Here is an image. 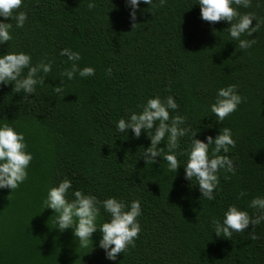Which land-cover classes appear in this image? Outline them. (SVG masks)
Segmentation results:
<instances>
[{
	"label": "trees",
	"instance_id": "trees-1",
	"mask_svg": "<svg viewBox=\"0 0 264 264\" xmlns=\"http://www.w3.org/2000/svg\"><path fill=\"white\" fill-rule=\"evenodd\" d=\"M89 2L24 0V27L4 21L13 23V39L0 45V55L25 52L34 64L51 60L53 67L45 85L26 100L11 84L0 85V123L23 133L33 155L28 179L12 193L0 190V264H264V223L255 227V240L248 234L251 225L230 238L217 237L211 226L229 205L256 214L248 204L264 196V28L242 37L256 43L241 50L227 34L228 24L201 19L197 0L140 4L135 26L124 0H93L91 10ZM237 10L264 19V0ZM63 48L79 52V67H93L95 75L63 77L69 67L59 55ZM61 81L63 92L56 94L53 88ZM231 84L244 100L220 124L209 116V105L219 88ZM169 95L187 123L200 128L196 139L215 138L223 127L232 131L235 148L227 155L235 174L221 171L213 201L200 197L183 167L170 172L160 157L145 164L140 153L150 140L143 131L138 140L131 130L126 139L115 131L121 117L139 112L150 98ZM190 143L182 138L178 151ZM178 160L183 166L186 157ZM64 178L101 200L139 199L142 230L135 246L108 261L98 247L99 231L92 246L82 248L71 229H55L53 213L42 210V201Z\"/></svg>",
	"mask_w": 264,
	"mask_h": 264
},
{
	"label": "clouds",
	"instance_id": "clouds-1",
	"mask_svg": "<svg viewBox=\"0 0 264 264\" xmlns=\"http://www.w3.org/2000/svg\"><path fill=\"white\" fill-rule=\"evenodd\" d=\"M109 2V0H108ZM129 9V20L135 24L139 5L145 4L155 7L157 0H124ZM253 0H197L200 17L203 21L214 24L220 21L229 25L226 29L231 41H236L241 50L250 49L255 43L254 39H245L264 28V19L258 18L254 13H240L237 9L250 8ZM166 0H158L163 6ZM24 0H0V45L13 39L11 31L13 21L16 28H23L28 14L20 10ZM235 5V7L233 6ZM96 7L93 0L88 3L91 10ZM11 23H5V20ZM255 25L252 26V22ZM59 55L67 58L69 67L62 72L67 80H73L77 75L84 79L95 75L93 67H79L81 55L70 48H63ZM51 60L32 62V56L25 52H8L0 55V85L11 84L12 91L23 93L26 100L29 95L34 96L38 86L45 85L47 74L52 71ZM111 68L106 73L111 75ZM56 94L63 92L61 86L54 87ZM244 98L238 93L234 84L219 88L215 100L209 105V112L217 123L223 121L237 111ZM29 100L28 102H30ZM139 112L131 111L126 117H121L115 124V131L124 134L127 138L131 130L132 138L138 140L141 133L150 140V145L140 153L145 164L156 163L157 157L163 158L170 172H177L183 167L185 180L195 181L200 197L213 201L219 191V174L221 171L235 174L234 162L227 155L235 148V140L229 128H221L218 134L205 136L204 141L196 139L200 128H193L187 123V118L178 113L179 105L173 96L169 95L163 100L156 96L150 98L145 104L138 106ZM170 113H176L170 115ZM207 116V117H209ZM206 118V117H204ZM206 127H211L207 125ZM188 137L191 141L187 150H180V141ZM164 144V148L158 145ZM223 153V154H221ZM178 156H185L186 160L181 166ZM33 155L28 151V144L23 133L17 132L11 123H0V190L7 189L12 193L28 179V169ZM244 195L243 193L240 194ZM239 198V197H238ZM248 207L256 210L250 215L248 211L241 210L235 204L229 205L223 213V218L211 220L212 233L217 237H232L233 234H242L245 229L252 226L249 232L253 240L257 239L254 229L264 223V196L252 198ZM50 209L54 217L55 229L63 233L71 229L72 235L82 248L92 246L91 237L99 231L101 238L98 247L105 253L108 261H116L117 256L126 253L130 247L135 246L139 238L141 225L139 217L142 215L141 201L139 199L125 203L116 197L99 199L96 195L73 189L72 181L62 179L57 186L50 187L42 201V210ZM107 219H104V217Z\"/></svg>",
	"mask_w": 264,
	"mask_h": 264
}]
</instances>
